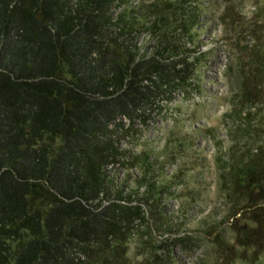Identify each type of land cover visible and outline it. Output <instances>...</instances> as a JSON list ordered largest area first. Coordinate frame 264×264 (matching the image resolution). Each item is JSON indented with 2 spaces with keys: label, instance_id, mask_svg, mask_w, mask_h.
<instances>
[{
  "label": "trees",
  "instance_id": "16d2710c",
  "mask_svg": "<svg viewBox=\"0 0 264 264\" xmlns=\"http://www.w3.org/2000/svg\"><path fill=\"white\" fill-rule=\"evenodd\" d=\"M128 1L0 0V264H132L129 241L141 231L137 264H172L173 247L199 244L185 234L155 246L153 233L167 222L160 196L172 187L158 180L161 162L144 150L122 164L141 170L136 202L108 180L106 166L124 158L116 144L123 118L145 123L143 107L199 89L190 81L200 53L177 64L164 57L180 52L183 38L192 43L204 9L201 0H140L113 15ZM144 34L158 41L152 55L137 46ZM261 42L247 48L249 63H236L243 123L228 136L240 174L228 168L222 177L230 215L250 222L236 240L250 250L247 264H264Z\"/></svg>",
  "mask_w": 264,
  "mask_h": 264
},
{
  "label": "rangeland",
  "instance_id": "374dc122",
  "mask_svg": "<svg viewBox=\"0 0 264 264\" xmlns=\"http://www.w3.org/2000/svg\"><path fill=\"white\" fill-rule=\"evenodd\" d=\"M139 1L130 0L126 5L115 7L113 15L124 7L137 6ZM199 5L204 13L193 29L197 37L192 43L183 38L180 40L181 51L165 54L164 57L167 63L177 64L178 60L182 63L185 58L187 62H192L200 53L202 59L196 68L195 77L190 81L192 86L198 84L199 89L192 88L188 99L181 90H176L169 98L164 96L143 107L141 111L147 115L145 123L138 119L131 125L125 118L126 130L116 143L125 151L124 158L107 168L106 172L108 180L120 188L126 198L132 196L131 201L136 202L134 192L138 191L139 195L144 192V187L136 189L141 170L125 168L122 164L131 162L132 156L141 148L149 152V162L155 165L162 163L158 169V180L165 183L169 181L176 191L171 187V193L165 191L160 196L163 200L159 208L167 217V222L153 233L155 246L185 234L197 237L199 241L197 248L190 251L179 246L173 247L172 264H247L250 250L245 251L236 240L241 239L243 226L250 222L245 216L239 218V215H230L229 192L222 185V177L228 168L234 174H240L237 164L226 153L228 146H233L227 142L228 138L225 139L226 130H237L243 123L236 116L240 108V90L234 76L243 66L241 69L236 68V63L242 65L251 61L247 48L257 39H261L264 45V0H201ZM225 7L228 15L222 19ZM136 41L148 55L155 53L158 48V41L154 44L151 37L145 34ZM262 85L263 91L264 79ZM258 107L259 104L256 105ZM221 110H224L223 115L211 116ZM253 119L258 121V118ZM206 123L211 130L217 129L215 134L205 131ZM218 134L224 136L221 145L216 143L220 139ZM211 145L213 150L218 151L214 154V160H207ZM162 149L164 155L158 157ZM174 166L178 169L174 170ZM231 174L229 179L232 182L234 175ZM143 209L151 219L150 209L146 205H143ZM143 234L144 231L137 232L129 241L132 264H137L142 258L137 254L146 240ZM159 254H163L161 250ZM262 256L264 258V249Z\"/></svg>",
  "mask_w": 264,
  "mask_h": 264
},
{
  "label": "built area",
  "instance_id": "2783aa9c",
  "mask_svg": "<svg viewBox=\"0 0 264 264\" xmlns=\"http://www.w3.org/2000/svg\"><path fill=\"white\" fill-rule=\"evenodd\" d=\"M146 35L148 36V34H146ZM142 36H143V35H142ZM142 36H141V37H142ZM141 37H140V38H141ZM153 43H154V41H153ZM154 44H155V43H154ZM137 46H138V45H137ZM138 47H140V46H138ZM140 52H141V53H144V48H140ZM125 120H126V119L123 118L121 121L124 123ZM124 126H126V123H124ZM114 127H115V124H114V123L110 125V129H113ZM212 150H213V147H212V145H211V150L209 151V153H213L214 150H213V151H212ZM137 153H139V152H137ZM114 165H115V163H110V164H108V165L106 166V171H107V168L112 167V166H114ZM173 169L175 170L176 167L174 166ZM174 186H175V185H174ZM172 190H173V191H176V190L173 188V186H172Z\"/></svg>",
  "mask_w": 264,
  "mask_h": 264
}]
</instances>
